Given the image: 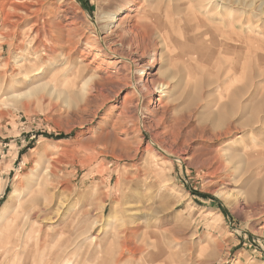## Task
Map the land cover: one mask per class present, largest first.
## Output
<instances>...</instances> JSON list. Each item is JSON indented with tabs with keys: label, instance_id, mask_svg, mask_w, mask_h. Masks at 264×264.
<instances>
[{
	"label": "rangeland",
	"instance_id": "1",
	"mask_svg": "<svg viewBox=\"0 0 264 264\" xmlns=\"http://www.w3.org/2000/svg\"><path fill=\"white\" fill-rule=\"evenodd\" d=\"M207 1L140 0L129 11L138 22L159 8L179 20L175 10L184 7L203 20L196 26L184 16L168 27L167 44L156 40L159 60L147 78L168 83L169 94H153L149 107L143 99L135 121L120 117L129 89L107 91L111 100L98 107L92 94L64 86L59 60L69 56L74 68L85 67L86 80L114 75L112 66L92 61L96 49L81 54L88 50L80 35L92 37L120 0H0V75L22 58L31 72L26 81L0 78V210L36 169L52 167L63 182L52 219L38 223L60 234L45 235L25 264H112L129 229H137L132 239L141 253L119 264H264V0ZM37 9L44 33L35 40L34 15L26 10ZM48 46L59 53L54 60L46 57ZM151 54L138 58L148 62ZM236 102L241 110H221ZM221 112L227 120L218 123ZM237 121L248 126L235 131ZM228 129L231 137L209 143ZM252 155L259 174L248 165ZM217 156L225 172L215 167ZM233 166L241 167L234 175ZM62 236L67 242L55 249ZM157 248L163 256L149 259Z\"/></svg>",
	"mask_w": 264,
	"mask_h": 264
},
{
	"label": "bare ground",
	"instance_id": "2",
	"mask_svg": "<svg viewBox=\"0 0 264 264\" xmlns=\"http://www.w3.org/2000/svg\"><path fill=\"white\" fill-rule=\"evenodd\" d=\"M24 1H26V0H24ZM30 1H32L33 3L37 2V0H29V2H27V3H30ZM75 1H77V0H75ZM139 1L140 0H120L119 3L121 5L117 10H115V12L116 11L117 12L116 13L114 12L115 14L112 17L107 18L106 21H104V24L101 25L100 28L98 27L99 29L96 28V31L93 32L94 35L92 37L91 36H85L83 34L80 35L81 38L85 37V39H87L86 46H84V47H86L85 50H88V51H82L81 54H87L90 50L96 49L97 53L92 56L93 57L92 61H96V63L99 65L100 64H104V65L108 64V65L112 66L114 69L113 70L114 75H110L106 79H99V78H95V77L94 78L90 77L86 80V79H84V73L86 72L85 67H83L82 69L80 67L78 69H76V67H77L76 66L74 68V66H73L74 63L69 58V56H67L65 58L63 56V58H60L61 56L58 55L60 59L57 58L60 61L63 59V62H61V63H64V65H65L64 66L65 69L64 70L62 69L63 70L62 76H64V78H63L64 79V83H63L64 86L71 89V91H72L71 93L76 92L75 91V89H76V90H78V93H81L82 95L92 94L95 97V99L100 102L98 107H102L105 103H107L109 100H111L110 99L111 96L109 95L110 93L108 94L107 91H111L112 93H114V95H116L120 90L129 89L130 92L127 94H124V96L122 98L123 99V106H122V110H120L121 111L120 117L125 119V120L131 119V120H135V121L137 120V112H139L138 108L140 107V103H141V101H143V99H147V98L150 99V101L147 104V107H149V106H152L154 104V101H155V100L153 102L151 101L152 100L151 96L153 94L158 93L159 98L160 97L161 98L167 97L169 94L168 83H166V82L165 83L164 82H154L152 80H149V78H147L149 71L151 72V71H154L156 69V63H158V60H159L156 57V52H155V49H157L156 48V40L157 39L158 40L161 39V41L164 40L165 44H167L166 40L172 39V37H171L172 31H171V29H168V27L172 28L175 26V24H178L179 21L182 22V20L185 22V20L183 18L184 16L185 17L188 16V18H189L188 21L191 20L190 22H192V21L195 22L196 26L203 21V20H201V18H199L197 16V14L195 13V10L193 11L190 8H186L185 10H183V8H184L183 7L180 10H178L179 8H177V10H175V12L177 11L178 13L183 14V16H181L182 19L179 18V20H175V18H173V15L170 18V15L168 13L162 14L163 13L162 8H159L157 11L152 12L150 14L151 20H149V22H148V20L146 22L147 18L145 19V17H143L145 19V22H141V20H139L140 22H138L136 18H134V20H133L132 16L129 15V11H133L132 8L137 6ZM208 2L209 1H207L206 6L209 5ZM35 5H36V3H35ZM186 7H188V5H186ZM200 7L204 8L203 6H200ZM173 9H176V8H173ZM138 10H140V9H138ZM26 11L29 12V15H31V14L34 15L35 21L33 20L34 21L33 25L36 28L34 36H35V40L39 39L40 35L41 34L43 35V33H44L43 30H41V28L42 29H44V28L39 25V11L40 10L37 9V10H26ZM205 12H207V11L205 10ZM71 13H72V11H71ZM172 14H173V12H172ZM21 17H23V16H21ZM174 17H175V13H174ZM138 18L140 19V17H138ZM19 20H21V19H19ZM175 21H178V22L176 23ZM40 23H42V21H40ZM111 25H113V26L110 28L109 26H111ZM95 27H97V26H95ZM10 31H12V30H10ZM101 34H104V36H102ZM27 36H28V34H27ZM44 36H45V34H44ZM7 38H9V37H7ZM14 40H16V39H14ZM24 42H25V40H24ZM42 43L44 44V42H42ZM42 43H41V40L36 43V46H35L36 53H37V51H39L40 47L42 46ZM1 45H3V44H1ZM47 51H48V54L46 53V57H48V60L53 59V57L55 58V56L57 54H59L56 52V49L54 46H52V47L48 46ZM150 51L152 52V54L150 55V57H149L150 60L148 62H144L143 60H141L142 58H138L139 54H140L139 55L140 57H144V55L146 53H150ZM98 53H101L104 57L102 55H98ZM40 58H41V56H40ZM16 59H18V58H16ZM56 61H58V60H56ZM25 62H26V60L25 59L23 60V58L21 59V62L15 61V67L13 66V68L10 69L9 73H8V65L6 64L4 72L0 75V78H2L3 81H6V79L8 77H10V79H11L15 76L22 75L23 81L28 80L27 78H29V75L31 72H29V67L27 66L26 63L27 62L30 63V61L27 60V62L26 63ZM35 62H33V63H35ZM58 65L59 64H57V66ZM52 66H54V64H52ZM138 68H140L141 70L138 73V77H136L135 73H136V71H138L137 70ZM36 70H37V72H35V76L37 77V76H39V74H41V72L39 69H35L34 71H36ZM169 77L171 80L173 79V76H169ZM81 81H82V83H81ZM4 95H5L4 93H1L0 99ZM159 98L157 100H159ZM240 108H241L240 102H236L231 107L224 105L221 110L224 112H227V111L229 112L230 109H234L236 111H239V110H241ZM245 109H246V107H245ZM243 110L244 109H242V111ZM133 112H134V114H133ZM221 113L218 116V123H221V122H224L225 120H227V118L225 117L226 115L223 113L221 114ZM141 115H140V123H145V120L147 119L145 112ZM138 119H139V117H138ZM250 119L252 120V118H250ZM232 122H233V120H232ZM236 123L237 124L233 125L235 131H237L239 127L243 128L244 126H248L247 124L244 125V123L241 124V122H239V121H237ZM239 124H240V126H239ZM231 132L232 131L228 129L227 131L218 135L217 137L212 138V139H208V141L211 144L214 142L215 139H217L216 141L227 139L228 137H231V135L234 133L233 132L231 134ZM150 142H151V140H150ZM227 151L230 152L231 155H234L235 157H237V159H238V160L236 159L237 164L241 163L242 160L240 159L239 153L234 152L230 148H228ZM251 158L253 160L248 165L254 167L253 170L255 172H257V170H258L257 173L259 174L262 166L257 164L254 161V159L256 158L254 155H252ZM248 160H250V159H248ZM231 161L233 162V160H231ZM213 162L215 163L214 165L218 170L225 172L226 167H224V165L222 164V160L220 157H218V156L214 157ZM259 166H261V167H259ZM232 169H233V170H231L233 172L232 175H234V173L239 171L241 169V167L233 166ZM57 172L58 171H56V169L54 170L52 167H48L47 169H45V171H43V169H40L37 171V169H36L33 172V174L31 175V177L29 175V177H30L29 179L28 178L25 179L24 183L17 185L9 193L7 200L5 201L2 209L0 210V264H25V263H27L30 259L32 260L31 256L33 254H31V252H32L31 248L32 249L34 247L37 248L38 246L40 247L41 244H44V240H43L44 236L50 235L51 234L50 232H53L54 234L58 232V231H56L57 229L53 228L51 230H48V233H45L44 229L40 225H38V223H40V222L42 224H44V223L50 221V219H52L49 217V215H50L49 213L51 212V203L53 201V198L55 197V191L59 187H62V185H63V182L60 180L61 177H59ZM49 223H51V222H49ZM54 223L55 222H52L51 224H54ZM51 224H49V225H51ZM136 233H138L137 229H129V230H126L124 232H121V234H123V236L119 239L120 241L116 244V247L119 250H118L117 255L113 258V261L110 260L112 264H119L122 261V259L125 257V255L129 256V255L141 253V249L136 248L134 243H133V239H132L133 237L132 236L133 235L136 236ZM57 234H60V233H57ZM54 238H56V237H54ZM51 241H54V240H51ZM66 242H67V238L62 236V239L59 240L58 247L55 246V249H61V247H63ZM60 251L62 252V250H60ZM63 254L64 253H61L59 258L63 257ZM163 254H164V252L162 250H160L159 248H157L153 255H149V257H150L149 259H151V258L156 259L157 258L156 261H158L160 259V257L163 256ZM55 258H56V254H55L53 259H55ZM31 260H30V262H31ZM56 261H59V259H57ZM60 263H61V260H60Z\"/></svg>",
	"mask_w": 264,
	"mask_h": 264
}]
</instances>
